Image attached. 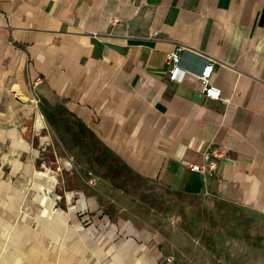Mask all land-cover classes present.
Here are the masks:
<instances>
[{
  "label": "crops",
  "instance_id": "1",
  "mask_svg": "<svg viewBox=\"0 0 264 264\" xmlns=\"http://www.w3.org/2000/svg\"><path fill=\"white\" fill-rule=\"evenodd\" d=\"M178 46L176 82L165 58ZM0 57L19 72L16 93L37 100L55 159L94 183L77 188L88 222L139 202L147 183L264 221V0H0ZM206 57L218 99L196 78ZM79 215L46 231L64 243L60 264H170L148 230L88 248L68 225Z\"/></svg>",
  "mask_w": 264,
  "mask_h": 264
},
{
  "label": "rangeland",
  "instance_id": "2",
  "mask_svg": "<svg viewBox=\"0 0 264 264\" xmlns=\"http://www.w3.org/2000/svg\"><path fill=\"white\" fill-rule=\"evenodd\" d=\"M18 73L0 57V264H60L64 243L53 233L47 237L46 231L73 208L79 209V220L72 224L69 219L68 225L98 251L115 231L148 230L159 237L161 263L264 264V221L207 196L147 183L139 202L104 206L99 221L88 222L77 188L94 183L85 182L77 164L55 159L37 100L23 92L22 99L14 89ZM37 114L40 129L35 127ZM25 166L31 172L24 173ZM50 178L55 181L51 191L40 192L36 182L47 184ZM144 240L146 244L151 238Z\"/></svg>",
  "mask_w": 264,
  "mask_h": 264
},
{
  "label": "built area",
  "instance_id": "3",
  "mask_svg": "<svg viewBox=\"0 0 264 264\" xmlns=\"http://www.w3.org/2000/svg\"><path fill=\"white\" fill-rule=\"evenodd\" d=\"M185 49L182 46H178L172 51L166 53V62L168 64V78L172 81H180L182 78L183 73L185 72L184 69L180 66V51ZM213 59L210 57H206V61L201 68V70L196 74V78L200 84L201 92L204 94L205 97L209 99H218L220 97V90L211 83V75L213 71ZM215 156H220V153L214 151ZM190 169L194 171L202 172L203 168L197 164H190ZM215 168V162L210 161L207 165L206 170H212ZM169 261V259H168Z\"/></svg>",
  "mask_w": 264,
  "mask_h": 264
},
{
  "label": "bare ground",
  "instance_id": "4",
  "mask_svg": "<svg viewBox=\"0 0 264 264\" xmlns=\"http://www.w3.org/2000/svg\"><path fill=\"white\" fill-rule=\"evenodd\" d=\"M35 126L37 128H41L43 126L40 114H37L36 116ZM54 182L55 181L50 178L47 184L42 180L41 182H36V185L40 192H46L45 189L47 190V192H50L51 188L54 186Z\"/></svg>",
  "mask_w": 264,
  "mask_h": 264
},
{
  "label": "water",
  "instance_id": "5",
  "mask_svg": "<svg viewBox=\"0 0 264 264\" xmlns=\"http://www.w3.org/2000/svg\"><path fill=\"white\" fill-rule=\"evenodd\" d=\"M36 116H37V115H36ZM35 120H36V118H35ZM42 123H43V122H42ZM35 127H36V126H35ZM42 127H43V126H42ZM42 127H41V128H42ZM36 128H37V127H36ZM37 129H40V128H37Z\"/></svg>",
  "mask_w": 264,
  "mask_h": 264
}]
</instances>
